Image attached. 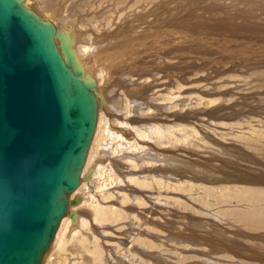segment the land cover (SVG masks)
Masks as SVG:
<instances>
[{
    "label": "rangeland",
    "instance_id": "1",
    "mask_svg": "<svg viewBox=\"0 0 264 264\" xmlns=\"http://www.w3.org/2000/svg\"><path fill=\"white\" fill-rule=\"evenodd\" d=\"M26 3L105 102L45 264H264V0Z\"/></svg>",
    "mask_w": 264,
    "mask_h": 264
},
{
    "label": "water",
    "instance_id": "2",
    "mask_svg": "<svg viewBox=\"0 0 264 264\" xmlns=\"http://www.w3.org/2000/svg\"><path fill=\"white\" fill-rule=\"evenodd\" d=\"M32 7L0 0V264H43L104 103L70 32Z\"/></svg>",
    "mask_w": 264,
    "mask_h": 264
},
{
    "label": "bare ground",
    "instance_id": "3",
    "mask_svg": "<svg viewBox=\"0 0 264 264\" xmlns=\"http://www.w3.org/2000/svg\"><path fill=\"white\" fill-rule=\"evenodd\" d=\"M96 57V56H95ZM95 60V59H94ZM103 64V63H102ZM86 72V71H85ZM105 76V75H104ZM103 76V77H104ZM103 104H105V102L103 103ZM103 104H101V107H102V105ZM100 108V107H99ZM98 111H100V109H98ZM94 154H96V153H98L99 152V150H100V143H99V141L94 145ZM90 179H91V177H90ZM89 179V180H90ZM83 181H87V180H82L81 181V184L83 183ZM81 184H80V186H81ZM80 186L78 187V189L80 188ZM78 189L74 192V194H72V196H74L76 193H77V191H78ZM79 204V202L77 203V204H70V206H69V214L67 215V216H65L63 219H62V221L61 222H63V221H65V218H69L70 220H71V222L74 224V223H76V219H75V217H76V211H73V207H75V206H77ZM61 224V223H60ZM60 226V225H59ZM57 233V232H56ZM51 247V246H50ZM50 250V249H49ZM48 252L49 251H47V253L45 254V258H44V262H43V264H45V259H46V256H47V254H48ZM65 262V261H64ZM67 263V262H66Z\"/></svg>",
    "mask_w": 264,
    "mask_h": 264
}]
</instances>
